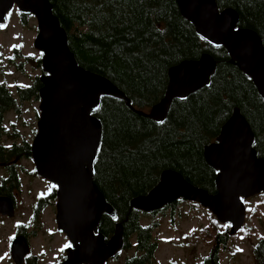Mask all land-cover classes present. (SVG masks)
I'll return each mask as SVG.
<instances>
[{"label": "trees", "instance_id": "1", "mask_svg": "<svg viewBox=\"0 0 264 264\" xmlns=\"http://www.w3.org/2000/svg\"><path fill=\"white\" fill-rule=\"evenodd\" d=\"M216 1L220 10L235 9L240 16L239 26L257 31L264 40V0ZM50 2L68 33L69 46L79 64L109 78L136 109L146 111L164 97L170 67L183 60L198 59L205 52L217 62L210 85L187 99L174 100L163 122L139 114L124 100L112 96H103L95 113L103 125L95 182L117 214L115 218L104 215L100 230L109 239L121 223L123 250L132 251L124 264H153L159 248L154 230L160 223L151 220L143 225L142 217L168 210L175 218L188 201L178 199L158 212L145 213L133 208L131 200L148 193L167 169L217 193V171L207 163L204 149L217 139L236 107L249 121L255 134L254 147L264 159V100L253 80L231 62L224 47L213 46L197 34L194 25L182 16L176 0ZM20 18L26 23L29 16L20 14ZM11 61L24 74L29 66L42 68L41 54L24 55L20 48H15ZM42 86L39 75L32 77L28 86L18 85L16 94L0 83V162L8 166L0 182V195L14 199L22 187L19 160L32 159V146L24 137L18 141L21 132L16 121L27 101L40 99ZM13 110L16 119L7 128L5 115ZM56 197L53 190L38 199L33 214L36 222L41 221L45 208L56 203ZM25 227L20 224L17 230L21 232ZM40 227L37 225L36 230ZM231 237L228 230L216 232L201 264H221ZM252 253L255 264H264V237L253 244ZM38 259L29 256L27 264H39Z\"/></svg>", "mask_w": 264, "mask_h": 264}, {"label": "water", "instance_id": "2", "mask_svg": "<svg viewBox=\"0 0 264 264\" xmlns=\"http://www.w3.org/2000/svg\"><path fill=\"white\" fill-rule=\"evenodd\" d=\"M182 16L209 44L224 47L231 62L253 80L264 100V40L251 28L239 26L233 8L220 10L216 0H176ZM17 7L37 19L34 46L42 52L43 86L39 90V119L32 142L37 173L57 185L56 221L58 231L69 238L66 258L60 264H108L124 248V230L119 223L111 238L100 230L104 215L116 217V210L95 182V162L102 142L103 125L95 115L103 96H112L155 122L166 120L176 99L210 85L217 62L208 52L170 67L164 97L148 111L136 109L131 99L106 76L81 66L69 46L68 33L54 13L50 0H0V24ZM255 134L247 118L236 107L222 126L217 139L206 145L204 156L217 171V193L189 182L180 172L167 169L146 194L131 200V206L155 212L178 199L201 204L230 234L244 228L246 199L264 194V159L254 147ZM13 199L0 195V214L14 217ZM31 252L29 240L16 235L11 255L25 264Z\"/></svg>", "mask_w": 264, "mask_h": 264}, {"label": "rangeland", "instance_id": "3", "mask_svg": "<svg viewBox=\"0 0 264 264\" xmlns=\"http://www.w3.org/2000/svg\"><path fill=\"white\" fill-rule=\"evenodd\" d=\"M10 14V15H9ZM37 19L30 16L26 23L20 18V12L15 7L8 13V22L0 27V83H5L14 92L18 85L28 86L32 77L41 74V68L29 66L26 74L18 71L10 61L15 48H20L24 55L39 56L34 46L37 36ZM16 46V47H14ZM16 94V92H15ZM40 101H27L23 106L21 117L17 119V129L21 137L32 143L37 133V114ZM16 119V112L10 111L5 115V125L11 128ZM6 139V138H5ZM6 143H9L5 140ZM24 168L21 175L22 187L17 194L16 214L10 218L0 215V264H15L11 256V244L19 224L28 225L32 232L35 224L32 219L34 207L38 199L46 196L51 188L50 183L36 176L33 159L19 160ZM2 172V170H0ZM247 218L244 228L231 235L228 247L223 251L221 264H255L252 246L264 237V194H259L245 200ZM56 206L49 205L42 212L41 227L31 238V254L38 256L39 264H58L65 254L68 237L59 232L56 221ZM151 220L159 221L160 225L154 230L159 248L153 264H201L213 244L216 232L229 231L207 208L198 203L183 204L179 215L173 218L166 213L156 216H143L142 223L146 225ZM132 251H122L118 259H111L109 264H124L127 255Z\"/></svg>", "mask_w": 264, "mask_h": 264}, {"label": "flooded vegetation", "instance_id": "4", "mask_svg": "<svg viewBox=\"0 0 264 264\" xmlns=\"http://www.w3.org/2000/svg\"><path fill=\"white\" fill-rule=\"evenodd\" d=\"M6 168H8V166L6 165V163L5 162H0V170H2V172H0V182L2 181V175L4 174V172H5V169ZM19 168H20V170H21V168H22V174H23V172H24V168L21 166V164H20V166H19ZM35 171V170H34ZM33 171V172H34ZM37 174V173H36ZM36 176H39L38 174L36 175ZM42 178V177H41ZM42 179H44V178H42ZM45 181H48V183H50V185H51V188H50V190H49V193L50 192H52L53 190H55L56 191V195H57V186L55 185V184H53V183H51L49 180H47V179H44ZM17 194H18V191L17 192H15V198L13 199V201H14V203H15V205L17 206ZM56 201H57V197H56ZM55 206H56V204H54ZM36 207V206H35ZM35 207H34V211H33V214H34V212H35ZM158 214V213H157ZM35 229H33V231L32 232H30V231H28V229L27 228H23L22 230H21V232H19L18 230H16V233H15V235H24V236H27L28 237V239H29V242H30V244H31V238H32V236L35 234ZM31 248H32V244H31ZM30 255V254H29ZM29 259V256H27L26 257V261H25V264L27 263V260Z\"/></svg>", "mask_w": 264, "mask_h": 264}, {"label": "snow or ice", "instance_id": "5", "mask_svg": "<svg viewBox=\"0 0 264 264\" xmlns=\"http://www.w3.org/2000/svg\"><path fill=\"white\" fill-rule=\"evenodd\" d=\"M10 15V14H9ZM0 27H5V25H3V24H0ZM14 47H16V46H14ZM67 246H70V245H67Z\"/></svg>", "mask_w": 264, "mask_h": 264}]
</instances>
